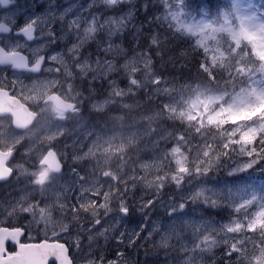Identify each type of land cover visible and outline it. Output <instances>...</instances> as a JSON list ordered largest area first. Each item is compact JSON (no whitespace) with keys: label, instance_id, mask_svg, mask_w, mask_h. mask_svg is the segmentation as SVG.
Returning a JSON list of instances; mask_svg holds the SVG:
<instances>
[{"label":"snow or ice","instance_id":"6c2138e0","mask_svg":"<svg viewBox=\"0 0 264 264\" xmlns=\"http://www.w3.org/2000/svg\"><path fill=\"white\" fill-rule=\"evenodd\" d=\"M0 264H264V0H0Z\"/></svg>","mask_w":264,"mask_h":264}]
</instances>
